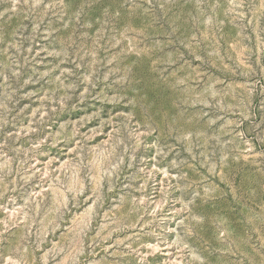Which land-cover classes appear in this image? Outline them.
I'll return each mask as SVG.
<instances>
[{
    "label": "rangeland",
    "instance_id": "374dc122",
    "mask_svg": "<svg viewBox=\"0 0 264 264\" xmlns=\"http://www.w3.org/2000/svg\"><path fill=\"white\" fill-rule=\"evenodd\" d=\"M0 264H264V0H0Z\"/></svg>",
    "mask_w": 264,
    "mask_h": 264
}]
</instances>
